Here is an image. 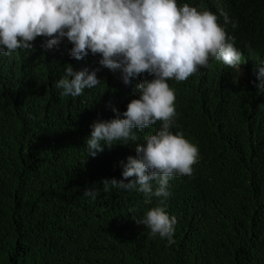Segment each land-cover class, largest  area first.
Segmentation results:
<instances>
[{
    "label": "trees",
    "instance_id": "obj_1",
    "mask_svg": "<svg viewBox=\"0 0 264 264\" xmlns=\"http://www.w3.org/2000/svg\"><path fill=\"white\" fill-rule=\"evenodd\" d=\"M178 3L226 13L231 22L220 23L245 63L235 72L212 60L186 81H168L171 130L199 153L191 177L169 181L163 206L177 218L174 243L135 221L157 198L145 205L137 191L102 190L141 140L86 158L89 125L113 118L112 107L124 111L139 78L126 86L98 57L77 61L69 44L45 50L38 37L31 50L0 56V264H264V92L253 75L264 61V0ZM65 64L99 68L102 81L61 97L54 83ZM86 187L98 190L95 200L83 196Z\"/></svg>",
    "mask_w": 264,
    "mask_h": 264
},
{
    "label": "clouds",
    "instance_id": "obj_2",
    "mask_svg": "<svg viewBox=\"0 0 264 264\" xmlns=\"http://www.w3.org/2000/svg\"><path fill=\"white\" fill-rule=\"evenodd\" d=\"M230 23L226 13L220 16L199 10L178 0H0V56L17 50H31L39 37L42 48H59L69 44L68 55L79 61L89 55L98 57L100 68L119 73L124 85L136 78L133 95L124 111L111 108V119L94 120L84 144L87 157L114 145L135 144V155L119 162L120 179L100 181L104 192L113 189L137 191L144 196L147 207L138 225L152 238L174 243L177 218L163 206L171 193L173 177L193 174L198 161V148L184 138L175 125V89L169 80L186 81L209 62L219 61L237 72L243 65L242 52L234 36L223 24ZM233 28L235 24L233 23ZM251 50L250 45H245ZM97 69L74 70L65 64L63 75L54 83L61 97L77 98L86 89L97 87ZM254 86L264 92V61L255 64ZM159 124L153 133L141 138L137 133ZM98 190L85 188L83 196L95 200Z\"/></svg>",
    "mask_w": 264,
    "mask_h": 264
},
{
    "label": "bare ground",
    "instance_id": "obj_3",
    "mask_svg": "<svg viewBox=\"0 0 264 264\" xmlns=\"http://www.w3.org/2000/svg\"><path fill=\"white\" fill-rule=\"evenodd\" d=\"M57 109V108H56ZM57 119V118H56Z\"/></svg>",
    "mask_w": 264,
    "mask_h": 264
}]
</instances>
